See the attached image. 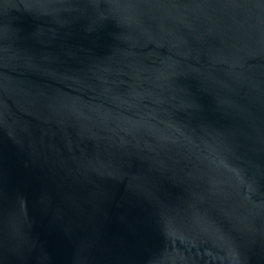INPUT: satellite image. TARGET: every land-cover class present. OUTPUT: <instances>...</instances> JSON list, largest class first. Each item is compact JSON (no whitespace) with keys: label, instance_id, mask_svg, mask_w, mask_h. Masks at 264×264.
<instances>
[{"label":"water","instance_id":"1","mask_svg":"<svg viewBox=\"0 0 264 264\" xmlns=\"http://www.w3.org/2000/svg\"><path fill=\"white\" fill-rule=\"evenodd\" d=\"M0 264H264V0H0Z\"/></svg>","mask_w":264,"mask_h":264}]
</instances>
